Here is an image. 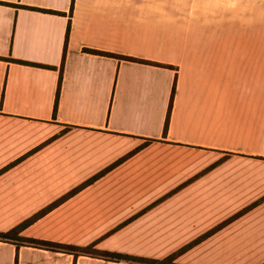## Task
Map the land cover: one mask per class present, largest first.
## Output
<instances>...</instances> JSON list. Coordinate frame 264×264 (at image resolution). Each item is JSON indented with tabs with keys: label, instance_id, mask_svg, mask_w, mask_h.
<instances>
[{
	"label": "crops",
	"instance_id": "obj_1",
	"mask_svg": "<svg viewBox=\"0 0 264 264\" xmlns=\"http://www.w3.org/2000/svg\"><path fill=\"white\" fill-rule=\"evenodd\" d=\"M53 203L20 235L263 264L264 0H0V232Z\"/></svg>",
	"mask_w": 264,
	"mask_h": 264
},
{
	"label": "trees",
	"instance_id": "obj_2",
	"mask_svg": "<svg viewBox=\"0 0 264 264\" xmlns=\"http://www.w3.org/2000/svg\"><path fill=\"white\" fill-rule=\"evenodd\" d=\"M73 6V3H72ZM72 12V11H71ZM70 25L71 21H69L68 24V29H67V40L69 38V33H70ZM93 52H97L96 50H92ZM110 55H115L110 53ZM131 60H136L137 58L134 57H127ZM145 62H150L153 64H159L157 62H152V61H147V60H142ZM175 92V86L173 88V94H172V100ZM171 100V101H172ZM57 104L58 100L56 101L55 105V112L57 110ZM172 107V102L171 106L169 109V113L165 122V131L168 129L169 125V119H170V111ZM56 205V203L51 204L48 208H46L44 211L40 212L39 214H36L33 218L27 219L21 224H19L17 227L5 231V232H0V240L2 241H11L16 243L18 246L21 244H28L40 248H46L54 251H64L68 253H72L77 255H90V256H96L100 258H104L106 260H112V261H127L130 264H181L176 261L177 257L179 254L185 252L189 247H191L193 244L201 240L203 237H200L193 241L192 243L182 247L178 251L170 254L167 257L164 258H150V257H144V256H138V255H132V254H127V253H120V252H115V251H106V250H100L96 248V243H91L86 246H80V245H74V244H68V243H60V242H55V241H49V240H43V239H36V238H31V237H24L20 235V232L31 222H33L40 214L45 212L47 209L53 207ZM264 264V263H263Z\"/></svg>",
	"mask_w": 264,
	"mask_h": 264
},
{
	"label": "rangeland",
	"instance_id": "obj_3",
	"mask_svg": "<svg viewBox=\"0 0 264 264\" xmlns=\"http://www.w3.org/2000/svg\"><path fill=\"white\" fill-rule=\"evenodd\" d=\"M230 2H233L234 3V0H227V3H230Z\"/></svg>",
	"mask_w": 264,
	"mask_h": 264
}]
</instances>
